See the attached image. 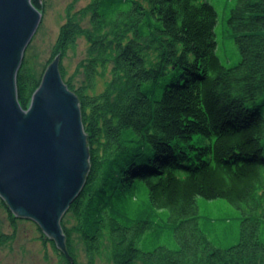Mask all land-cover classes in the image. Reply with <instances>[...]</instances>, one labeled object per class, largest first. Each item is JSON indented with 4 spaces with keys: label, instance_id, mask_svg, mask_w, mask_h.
<instances>
[{
    "label": "trees",
    "instance_id": "trees-1",
    "mask_svg": "<svg viewBox=\"0 0 264 264\" xmlns=\"http://www.w3.org/2000/svg\"><path fill=\"white\" fill-rule=\"evenodd\" d=\"M236 2L235 65L218 53L210 0L68 6L49 64L61 55L79 97L91 170L62 222L69 256L40 228L62 264H80L75 235L90 264L102 255L112 264H264V0ZM79 38L89 55L66 79L63 60ZM43 74L24 59V109ZM3 203L15 232H0V248L14 241L18 218Z\"/></svg>",
    "mask_w": 264,
    "mask_h": 264
},
{
    "label": "water",
    "instance_id": "water-1",
    "mask_svg": "<svg viewBox=\"0 0 264 264\" xmlns=\"http://www.w3.org/2000/svg\"><path fill=\"white\" fill-rule=\"evenodd\" d=\"M42 18L32 0H0V198L69 256L62 221L86 186L91 155L61 55L45 70L30 106L19 102L17 77Z\"/></svg>",
    "mask_w": 264,
    "mask_h": 264
},
{
    "label": "rangeland",
    "instance_id": "rangeland-1",
    "mask_svg": "<svg viewBox=\"0 0 264 264\" xmlns=\"http://www.w3.org/2000/svg\"><path fill=\"white\" fill-rule=\"evenodd\" d=\"M219 12V21L216 32L218 35V53L222 61L227 65H235L240 61V50L237 41L231 31L229 19L237 0H210ZM90 0H43V18L41 25L33 37L25 54L26 61L34 67L38 75L45 72L52 57V49L59 35L60 27L67 20V8L73 5L74 11L84 8ZM42 4V3H41ZM88 27V18L82 22ZM88 44L84 38H79L75 49L70 50L63 60L66 68V79L75 75L77 66L88 58ZM110 79V71L106 78H99L97 92L105 87V81ZM84 80L82 73L74 77L73 81L78 86ZM0 198V232L13 234L14 225L10 213ZM221 212H225L226 204L218 206ZM16 237L10 244L0 248V264H62L59 254L51 243L42 239L39 225L28 219L17 218ZM43 232V230H42ZM44 233V232H43ZM46 235V234H45ZM49 238L48 236H46ZM75 244L80 264H90L86 250L77 235ZM50 239V238H49ZM53 241V240H52ZM60 250V249H59ZM94 264H112L104 256L96 259Z\"/></svg>",
    "mask_w": 264,
    "mask_h": 264
},
{
    "label": "bare ground",
    "instance_id": "bare-ground-1",
    "mask_svg": "<svg viewBox=\"0 0 264 264\" xmlns=\"http://www.w3.org/2000/svg\"><path fill=\"white\" fill-rule=\"evenodd\" d=\"M26 54V53H25ZM44 75V74H43ZM31 103V102H30ZM30 106V105H29ZM63 222V221H62ZM62 227H63V225H62ZM64 230V229H63ZM66 235V234H65Z\"/></svg>",
    "mask_w": 264,
    "mask_h": 264
}]
</instances>
